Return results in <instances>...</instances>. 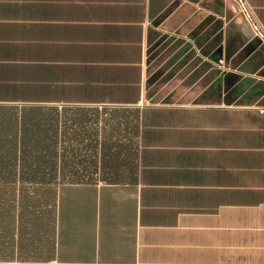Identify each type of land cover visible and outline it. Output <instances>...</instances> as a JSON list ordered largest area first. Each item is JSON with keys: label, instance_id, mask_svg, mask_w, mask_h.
Segmentation results:
<instances>
[{"label": "crops", "instance_id": "crops-1", "mask_svg": "<svg viewBox=\"0 0 264 264\" xmlns=\"http://www.w3.org/2000/svg\"><path fill=\"white\" fill-rule=\"evenodd\" d=\"M225 3L0 0V101L139 114L133 180L59 184L53 256L11 261L264 264V44L225 67Z\"/></svg>", "mask_w": 264, "mask_h": 264}, {"label": "trees", "instance_id": "trees-1", "mask_svg": "<svg viewBox=\"0 0 264 264\" xmlns=\"http://www.w3.org/2000/svg\"><path fill=\"white\" fill-rule=\"evenodd\" d=\"M112 109L0 101V261L53 256L59 184L133 180L138 109Z\"/></svg>", "mask_w": 264, "mask_h": 264}, {"label": "rangeland", "instance_id": "rangeland-1", "mask_svg": "<svg viewBox=\"0 0 264 264\" xmlns=\"http://www.w3.org/2000/svg\"><path fill=\"white\" fill-rule=\"evenodd\" d=\"M226 3V6H228V9H227V15H230V13L231 14H233L232 12L233 11H231V6H230V3L232 2V0H224ZM235 3H236V5H237V8H238V11H239V13L241 14H239V16H242L243 17V19H244V16H243V14L241 13V11H240V8H239V4H238V2L236 1V0H233ZM245 20V19H244ZM236 41V40H235ZM223 46H224V50H225V67H227V68H230V69H234V66L235 65H237L238 63H239V61H240V59L251 49L250 48V46L248 45V44H246V45H244V47L240 50V52L234 57V58H232L231 60H230V58L228 59V57H229V55H232V53L233 52H235L236 50H238L241 46H242V42L240 41V40H237L235 43H234V46H233V49L231 50V44H230V42H229V40L228 39H226L225 40V43L223 44ZM228 59V60H227ZM229 60L231 61L230 63H229ZM234 65V66H233ZM125 110L126 109H124V108H119V109H112V110H110V113L112 114V112H117L118 114H120V115H122V113L123 112H125ZM107 116H108V113H107ZM112 116V115H111ZM114 118L116 117L115 116V114H114V116H113ZM122 128V131H121V134H123V138H125V139H127V136H126V134H125V131H124V128H123V126L121 127ZM14 260H16V259H14Z\"/></svg>", "mask_w": 264, "mask_h": 264}, {"label": "built area", "instance_id": "built-area-1", "mask_svg": "<svg viewBox=\"0 0 264 264\" xmlns=\"http://www.w3.org/2000/svg\"><path fill=\"white\" fill-rule=\"evenodd\" d=\"M239 4L241 13L251 29L254 37L258 38L264 44V27L255 20L254 12L246 0H236ZM0 264H17L16 261H0Z\"/></svg>", "mask_w": 264, "mask_h": 264}, {"label": "water", "instance_id": "water-1", "mask_svg": "<svg viewBox=\"0 0 264 264\" xmlns=\"http://www.w3.org/2000/svg\"><path fill=\"white\" fill-rule=\"evenodd\" d=\"M248 45L250 46L251 49L247 52V54L253 52L254 50H260L261 49L260 41L256 37H253L249 41ZM216 52L219 53V59H220L222 52H223V46L220 45ZM239 76H240V74L234 73L232 71H226L224 74V83H227V81L229 80V84H231L230 83V77H232L234 80H236ZM244 79L250 83L256 81V77L252 74H245Z\"/></svg>", "mask_w": 264, "mask_h": 264}]
</instances>
